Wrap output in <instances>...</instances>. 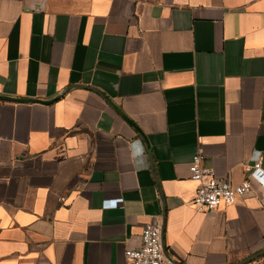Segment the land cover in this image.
I'll use <instances>...</instances> for the list:
<instances>
[{
  "label": "crops",
  "instance_id": "1",
  "mask_svg": "<svg viewBox=\"0 0 264 264\" xmlns=\"http://www.w3.org/2000/svg\"><path fill=\"white\" fill-rule=\"evenodd\" d=\"M0 95L54 100L0 99V264H125L164 209L177 264L264 249V186L203 212L189 171L264 173V0H0Z\"/></svg>",
  "mask_w": 264,
  "mask_h": 264
},
{
  "label": "built area",
  "instance_id": "2",
  "mask_svg": "<svg viewBox=\"0 0 264 264\" xmlns=\"http://www.w3.org/2000/svg\"><path fill=\"white\" fill-rule=\"evenodd\" d=\"M204 156L197 152L189 167L191 179L198 183L192 204L203 212L216 211L234 205L253 192L252 181L264 186L262 161L245 162L246 179L239 184L217 176L203 165ZM125 264H169L162 244L161 220L155 218L146 224L141 233V246L125 251Z\"/></svg>",
  "mask_w": 264,
  "mask_h": 264
},
{
  "label": "water",
  "instance_id": "3",
  "mask_svg": "<svg viewBox=\"0 0 264 264\" xmlns=\"http://www.w3.org/2000/svg\"><path fill=\"white\" fill-rule=\"evenodd\" d=\"M74 87L87 88V86H83V85H78V86H74ZM90 89L93 90V91H95V92H98L101 96H103L105 98V100L111 106H113L121 115H123V113L121 112V110L111 100H109V98H107L104 94H102L98 89H96V88H90ZM0 99L1 100H5V101L21 102V103H31V102L51 103V102L54 101V100L42 101V100H33V99L12 98V97L2 96V95H0ZM139 134H140L141 138L143 140H145V138L142 135V133H139ZM161 226H162V244H163V248H164V252H165L167 261L169 262V264H177L176 262H174L171 259L170 255L168 254L167 248L165 246V230H166V212H165V209L163 211V220L161 222ZM262 256H264V249L261 252H259L258 254H256L255 256L249 258L247 261H245V262H243L241 264H247V263L253 262V261L259 259Z\"/></svg>",
  "mask_w": 264,
  "mask_h": 264
},
{
  "label": "rangeland",
  "instance_id": "4",
  "mask_svg": "<svg viewBox=\"0 0 264 264\" xmlns=\"http://www.w3.org/2000/svg\"><path fill=\"white\" fill-rule=\"evenodd\" d=\"M147 1H153V0H147Z\"/></svg>",
  "mask_w": 264,
  "mask_h": 264
}]
</instances>
